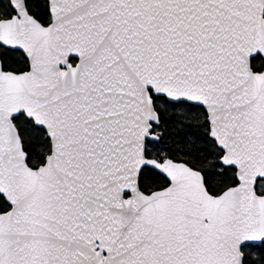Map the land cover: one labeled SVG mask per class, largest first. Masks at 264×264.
I'll return each mask as SVG.
<instances>
[{
	"label": "snow or ice",
	"instance_id": "6c2138e0",
	"mask_svg": "<svg viewBox=\"0 0 264 264\" xmlns=\"http://www.w3.org/2000/svg\"><path fill=\"white\" fill-rule=\"evenodd\" d=\"M0 264H264V0H0Z\"/></svg>",
	"mask_w": 264,
	"mask_h": 264
}]
</instances>
